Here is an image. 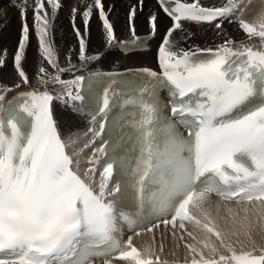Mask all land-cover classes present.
<instances>
[{
	"label": "snow or ice",
	"instance_id": "obj_1",
	"mask_svg": "<svg viewBox=\"0 0 264 264\" xmlns=\"http://www.w3.org/2000/svg\"><path fill=\"white\" fill-rule=\"evenodd\" d=\"M47 3L55 16L61 6L59 0ZM160 3L173 21L159 47L162 72L140 70L149 78L140 91L152 99L139 101L140 118L134 121L130 138L132 155H121L119 145L104 141L96 149L98 155L89 159L91 167L85 175L94 174L98 165L102 169L98 189L73 170L74 160L57 131L51 105L61 97L32 91L21 93L23 103L18 107L12 101L6 107L0 105V264H91L94 256L105 257L104 264H112L107 257L124 264H168L150 248L134 246L132 237L124 243L118 238V221H125L134 230L145 222L142 217L146 210L148 217L158 220L170 216L162 220L164 225L173 229L178 226L196 241L185 245L192 255L190 264H264V247L248 249L240 239L243 236L255 244L254 232L264 237V50L247 46L234 49L230 46L233 41L226 40L215 51H174L170 40L173 32L182 28V21L211 24L219 19L238 22L250 39L264 41V11L247 21L237 0L211 8L201 6L199 0H174L175 7L167 6V0ZM34 5L40 49L48 63L56 67L55 53L46 41L49 14L43 11L42 0H34ZM93 7L99 9L108 42H113V27L101 0H94V5L83 12L85 25ZM20 12L22 18L26 16L25 7ZM237 12L240 14L233 21ZM155 21L152 16L153 32ZM221 26L215 24L217 29ZM28 33L25 23L14 58L26 84L21 61ZM76 35L81 36L79 30ZM201 51L211 55L201 57ZM84 52L81 38L80 59H93L85 57ZM4 63L0 58V65ZM84 79L76 76L72 81H62L59 75L54 77L56 83L66 86V95L72 100L81 97L79 91L73 96L71 85L79 89ZM161 89L168 90L172 114L180 117V123L188 129L187 136L162 115L156 96ZM108 107L109 89H105L99 113L104 116ZM92 119L96 121L97 116ZM106 127L101 118L98 131L89 129L93 140ZM117 172L127 175L141 215L118 212L117 196L127 192L128 184L108 190ZM213 194L235 204V208L228 203L224 206L230 229L220 227L219 220L225 217L219 216V205L217 216L212 215ZM186 224L200 231L199 239L187 231ZM233 237L241 245L239 252ZM220 248L230 255L219 254Z\"/></svg>",
	"mask_w": 264,
	"mask_h": 264
},
{
	"label": "bare ground",
	"instance_id": "obj_2",
	"mask_svg": "<svg viewBox=\"0 0 264 264\" xmlns=\"http://www.w3.org/2000/svg\"><path fill=\"white\" fill-rule=\"evenodd\" d=\"M59 1L63 2L65 5L66 12H68L70 19H67L68 25H66L67 21L65 20L60 22V25L59 27L57 26V28H51V23L49 22L46 41L55 53L56 67H53L44 58L40 49L39 40V47L32 50L28 56H26L27 49L25 48V55L22 62L24 61V63H27L30 67L28 70L26 69V71H30L33 68H36L37 70L43 68L45 70L43 72V81H45V83L36 81L34 83L19 84L17 86H10L2 83L0 84V95H3L5 99L16 91L29 90L38 92L48 91L54 97H61V99L54 100L51 105L57 131L64 140L66 148L73 158L74 163L79 165L76 167L74 164L75 169L84 179L92 184L93 188L98 189L100 177L96 173H88L85 175L87 170L81 167V163L83 161L98 154L96 151H92L89 148V136L93 132L89 131V129L95 130L97 129V126L91 125L85 117L74 115L69 112V107L73 104V102L66 95L68 89L64 84L56 83L54 81V77L59 75L60 80L62 81H72L76 76H86L87 74L95 71L123 70L141 66L160 67L159 47L163 42L162 38L164 34L168 33L169 28H171L173 24L158 11L153 0H144L143 4L141 2L142 5H138L139 0H101L103 10L109 23L113 27V33L115 36V40L109 43L107 39V32L103 27V21L99 18L95 7L92 9V15L89 18L87 26L84 23L83 12L86 10L87 6L94 5V0ZM135 1H137L136 8H134L132 4ZM203 1L204 2L200 3L201 5L210 7H220L227 2V0ZM237 2L240 7L244 8L243 18L247 21H253L261 11H264V0H237ZM153 5L156 8L153 7ZM21 7L26 8V16L23 18L20 12ZM74 9L75 12L73 11ZM133 10L135 11V14L131 15ZM56 12L61 13L62 10L57 9ZM142 13L146 15L145 21L141 20ZM239 14L240 13L237 12L232 16L233 21H235L236 16ZM34 15V0H0V22L1 26L4 27L3 33L8 30L10 20H12L10 17H15L17 21L20 20L21 27L22 23L24 25V22L32 27L35 25ZM129 15H131L130 20L133 25L135 35L149 33L152 29L150 24L151 17H156V30L154 32L155 38L153 40L152 50L122 54L123 50L121 48L123 46V41L135 36L129 26ZM22 20L24 22H22ZM220 22L222 26L217 29L214 28L216 23L204 24L182 21V28L175 30L170 37V40L172 41V49L174 51L189 52H194L197 49H212L215 51L218 46L224 44L226 40H231L233 41L230 45L231 47L249 46L264 50V41H261L259 38L250 39L243 31L239 32L241 28L239 25L235 24L236 22L229 23L227 20ZM77 30L81 33L80 37L76 35ZM81 38L85 41V57H93V59H80ZM215 39L218 41L211 43V41H215ZM13 44L14 43L10 40L1 44L0 58L3 59L6 57V54L8 53L6 50L8 48L12 49L13 52L16 53V51H14L16 49ZM59 65L67 67L62 68V71H58ZM42 75L43 74H41V76ZM30 77L35 80L38 78L35 75H30ZM77 90L76 85H71L72 93ZM2 102L3 101H0V103ZM226 203L228 202L211 196L210 208L213 217L217 216V205L220 206L219 216L225 217V219L219 220V224L222 229H230V222L226 219V210L224 207ZM228 206L235 208V204L233 203H228ZM186 228L187 231L193 232L198 239L200 238V231L193 225L186 224ZM185 235H187V232L181 230L178 226L173 229L171 225H159L154 227V231L152 232L145 231L140 233V235H129L128 238L132 237L133 243L139 249L150 248L154 255H158L160 259L190 262L192 255L185 245L195 244L196 241H194L191 237H188V235L187 237ZM181 236L185 237L181 239ZM235 239L236 238L233 237L232 241L234 242L236 250L239 252L241 245L239 243H235ZM240 239L245 242L248 249H252L253 247H264V237H262L258 232L253 233V240L255 241V244L248 242L243 236H241ZM216 243L218 244V242ZM225 253L229 252L223 248L219 249V254ZM112 264H124V262L121 260H114L112 261Z\"/></svg>",
	"mask_w": 264,
	"mask_h": 264
},
{
	"label": "rangeland",
	"instance_id": "obj_3",
	"mask_svg": "<svg viewBox=\"0 0 264 264\" xmlns=\"http://www.w3.org/2000/svg\"><path fill=\"white\" fill-rule=\"evenodd\" d=\"M140 1H142V4H143V1L144 0H140ZM248 1H250V0H248ZM42 2L44 3V5H45V7H44V9H43V11L44 12H47L49 15H48V18H49V22L51 23V28H57V26L59 27V23L60 22H63V21H67L66 22V25H68V20L67 19H70V17H69V15H68V12H66V9H65V5L63 4V2H61V1H59V3H60V10H62V12L61 13H57L56 12V14H55V16H53L52 15V10H51V7H50V5L46 2V0H42ZM202 2H204L203 0H199V3H202ZM48 4V5H47ZM133 4V7L134 8H136L137 7V1H135V2H133L132 3ZM140 4H141V2H140ZM141 4V5H142ZM138 5H139V3H138ZM153 7H155L154 5H153ZM156 8V7H155ZM64 9H65V11H64ZM139 10H140V8H139ZM34 11V10H33ZM68 16H67V15ZM12 18V20H10V23H9V26H8V30L6 31V32H4L3 33V26H1V22H0V41H2V42H0V47H1V44H4L5 42H7V41H11V42H13L14 44V47H15V49L16 50H14V51H18V49H19V43H20V40H21V37H22V29H23V23H22V27L20 26L21 25V22H20V20H18L17 21V19L15 18V17H10V19ZM15 19V20H14ZM141 20L142 21H145L146 20V15H144L143 13H142V15H141ZM22 22H24L23 20H22ZM26 22H24V24H25ZM221 23V22H220ZM236 25H238V22H236L235 23ZM18 25V26H17ZM31 25H33V24H31ZM28 27H29V33H28V40L26 41V43H25V48L27 49L26 51V56H28V54L32 51V50H34L35 48H37V47H39V37L37 36V34H36V27H35V25H33L32 27H30L29 25H28ZM214 28H216L215 26H214ZM213 28V29H214ZM19 31V32H18ZM240 31H243L242 29H240L239 30V32ZM8 32V33H7ZM6 33V34H5ZM16 33V34H15ZM10 36V37H9ZM4 37V38H3ZM11 38V39H10ZM226 38H228V37H226ZM117 40V39H116ZM216 41H218V40H216L215 39V41H211V43H213V42H216ZM30 49V50H29ZM10 50V51H9ZM6 52H8L7 54H6V57H4L3 59H4V61H5V63H4V65H1L0 67H1V69H0V84H2V83H4V84H8V85H10V86H17V85H19V84H26V83H24L23 82V79L19 76V73H18V71H17V69H16V67H15V60H14V58H15V52H13V50L12 49H10V48H8L7 50H6ZM8 55V56H7ZM8 58V59H7ZM10 60V61H9ZM47 61V60H46ZM7 62V63H6ZM48 62V61H47ZM7 64H8V66H7ZM9 67V68H8ZM21 67H22V69L24 70V72H25V75L27 76V78H28V80H30V81H28V83L27 84H30V83H34V82H36V81H42L43 80V78H44V73L43 72H41L40 70H37L36 68H33L32 69V67H31V69L32 70H30V71H26V69L28 70L30 67H29V65L27 64V63H24V61L22 62L21 61ZM67 66H61V65H59V67H58V71L59 70H61L62 68H66ZM4 68V69H3ZM12 68V69H11ZM3 69V70H2ZM11 69V70H10ZM7 72V73H6ZM6 74V75H5ZM8 74V75H7ZM41 74H43L42 76H41ZM30 75H35V76H37L38 78L35 80V79H32L31 77H30ZM10 78V79H9ZM186 237H187V235H185ZM185 236H183V237H185ZM189 237V236H188Z\"/></svg>",
	"mask_w": 264,
	"mask_h": 264
}]
</instances>
